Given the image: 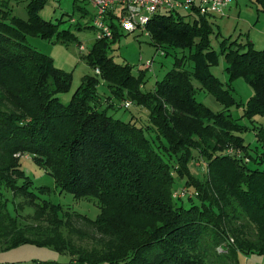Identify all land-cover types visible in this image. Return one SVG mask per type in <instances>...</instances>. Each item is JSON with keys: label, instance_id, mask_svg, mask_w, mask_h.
I'll use <instances>...</instances> for the list:
<instances>
[{"label": "trees", "instance_id": "16d2710c", "mask_svg": "<svg viewBox=\"0 0 264 264\" xmlns=\"http://www.w3.org/2000/svg\"><path fill=\"white\" fill-rule=\"evenodd\" d=\"M11 1L0 0L1 247L33 242L72 255L68 262L34 264H239L241 252L264 253V151L252 154L240 135L247 126L231 113L236 97L211 71L218 55L210 45L213 23L208 15L161 11L151 16L146 28L153 44L165 55L173 50L182 54L149 91L143 90L148 68L135 72L108 54L121 36L112 22L113 37L96 38L87 55L96 76L85 77L64 103L59 94L70 89L71 74L30 45L27 36L73 41L76 34L60 28L62 21L41 15L48 0H29L27 20L13 14ZM222 54L229 61L230 79L243 76L255 89L242 117L264 115V49L251 41L228 44L225 39ZM98 75L115 98L127 94L145 107L149 123L110 115L108 108L115 104L102 107ZM202 89L223 102L224 110L214 112L199 101L196 94ZM256 135L264 144V128ZM21 151L50 168L61 192L95 201L101 210L97 218L42 199L40 192L50 188L34 186L21 159L14 157ZM196 154L206 160L203 180L189 165ZM251 160L256 166L250 167ZM179 177L196 191L188 197V207L173 197ZM132 215L143 222H130ZM76 218L107 236L101 249H74ZM244 218L261 230L256 239L232 225Z\"/></svg>", "mask_w": 264, "mask_h": 264}, {"label": "rangeland", "instance_id": "374dc122", "mask_svg": "<svg viewBox=\"0 0 264 264\" xmlns=\"http://www.w3.org/2000/svg\"><path fill=\"white\" fill-rule=\"evenodd\" d=\"M28 2L29 0H12L11 7L13 8V14L27 20L29 17L27 10ZM233 3L235 6L232 12L225 15L209 16L213 23V32L209 36L210 45L218 55L217 60L211 66V71L223 82L225 87L231 88L236 97L237 102L234 103L231 113L233 117L241 118L240 123L247 126L240 135L244 137L247 144H250L252 154H256V150L259 152L264 151V144L258 140L256 135L260 128H264V115H256L253 117V120L242 117L245 104L255 93V89L243 76L230 79V74L227 71L229 61L222 54V48L223 41L226 39V43L228 44L233 40L241 44L251 41L256 49H264L263 2L262 0H234ZM79 6H82L85 11L80 9ZM178 11L183 14L189 13L184 9ZM162 13H166V11L162 10ZM41 15L45 19L54 22L62 21L60 28H70L78 38V40L70 41L57 39L56 36L44 38L32 33H29L27 36V42L30 45L48 54L52 57L57 67L71 74L72 83L70 89L59 94L60 99L64 103H68L85 77L96 76V70L89 63L87 57L97 38V30L94 27L96 8L89 0H48L41 10ZM192 18L193 16L188 17V19ZM108 54L117 63L132 65L135 72L142 68L145 69L146 62L152 61V66L148 69L147 82L143 86V90L149 91L153 90L156 81L161 80L166 72L174 66L175 56L177 54L181 55L182 52L181 50H173L166 55L163 54V50L153 44L150 35L139 29L135 32L121 30V36L108 49ZM99 80L97 92L101 97L102 107L105 108L108 105H112L113 102L115 104L114 107L108 108L110 115L126 121H136L137 124L141 125L149 123V116L145 111L146 108L138 104L135 98L127 94L125 99L115 98V94L112 88L109 87L108 82L101 76H99ZM195 84L199 86L197 81H195ZM196 96L199 101L204 102L214 112H221L226 106L207 89L199 90ZM127 101H131V106L128 108L125 106V102ZM226 151H232V148ZM234 153L244 155L243 151L234 150ZM195 156L189 164L191 172L198 179L203 180L208 175L206 160L197 154ZM14 157L21 159L22 167L34 180L35 187L46 185L50 188L46 192H40L42 199L61 203L65 209L86 214L91 219H96L101 213L100 207L95 201L75 197L71 192H61L56 187L53 175L50 174V168L38 164L33 159L34 155L31 152L21 151L16 153ZM248 163L250 167L256 166L252 160ZM175 173L176 176H179L177 172ZM179 178L175 182L173 197L175 199L178 198L176 201L179 204L184 200L185 206L188 207L190 206L188 197H193V193L196 191L187 183L184 184L185 179ZM15 200L18 201L17 199ZM10 209H12L11 206ZM109 213L111 214V211ZM127 218L136 225H140L143 222L142 219L139 220V217H134L133 215ZM74 224L75 229H77V231L75 230L71 234L74 249H78L79 247H86L89 250L101 249L103 244H105L107 236L102 235L99 230H96L93 223L76 218ZM232 225L238 226L245 231L246 237L249 239H256L261 231L256 224L250 223L245 218L233 222ZM234 241L235 236L231 239V242L234 243ZM225 245L227 244L219 246L217 251H221ZM71 257L72 255L68 250L33 242L22 243L12 247L0 246V264H8L10 262L34 264L37 260L68 262ZM238 261L239 264H264V253L245 254L241 252L238 254Z\"/></svg>", "mask_w": 264, "mask_h": 264}, {"label": "built area", "instance_id": "2783aa9c", "mask_svg": "<svg viewBox=\"0 0 264 264\" xmlns=\"http://www.w3.org/2000/svg\"><path fill=\"white\" fill-rule=\"evenodd\" d=\"M96 8L94 25L97 38H112L116 22L121 30L135 32L141 29L147 31V24L155 13L165 11H178L180 9L200 15H224L226 9L234 0H89ZM84 49V47H82ZM152 61L146 62L150 69ZM99 72V69H97ZM128 108L131 101L125 102Z\"/></svg>", "mask_w": 264, "mask_h": 264}, {"label": "crops", "instance_id": "0c3cea01", "mask_svg": "<svg viewBox=\"0 0 264 264\" xmlns=\"http://www.w3.org/2000/svg\"><path fill=\"white\" fill-rule=\"evenodd\" d=\"M234 3H232L227 9H226V12H225V14H228V13H230V12H232L233 11V8H234ZM224 14V15H225Z\"/></svg>", "mask_w": 264, "mask_h": 264}]
</instances>
